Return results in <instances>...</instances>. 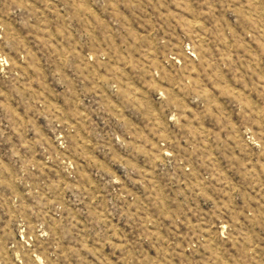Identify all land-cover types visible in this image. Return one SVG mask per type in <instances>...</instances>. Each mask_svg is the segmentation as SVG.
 <instances>
[{"label": "rangeland", "instance_id": "rangeland-1", "mask_svg": "<svg viewBox=\"0 0 264 264\" xmlns=\"http://www.w3.org/2000/svg\"><path fill=\"white\" fill-rule=\"evenodd\" d=\"M0 264H264V0H0Z\"/></svg>", "mask_w": 264, "mask_h": 264}]
</instances>
